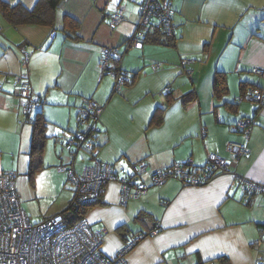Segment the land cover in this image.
I'll list each match as a JSON object with an SVG mask.
<instances>
[{"label": "crops", "instance_id": "0c3cea01", "mask_svg": "<svg viewBox=\"0 0 264 264\" xmlns=\"http://www.w3.org/2000/svg\"><path fill=\"white\" fill-rule=\"evenodd\" d=\"M4 1L31 8L37 0ZM142 1L59 0L53 26H12L0 14V107L17 121L22 106L14 85L17 75L43 100L40 109L47 121L61 126V138L64 131L81 130L76 106L82 98L102 107L94 135L96 152L69 148L63 138L51 142L59 164H72L77 173L95 157L110 163L118 178L141 163L139 177L149 182L158 168L183 161L203 165L208 152L224 156L233 163L229 172L205 184L184 185L169 178L125 204L119 181L112 180L102 192V202L85 218L93 229H108L101 245L107 255L127 242L121 226L128 228V240L159 228L127 252L129 264H218L219 258L229 264H259L256 247L262 246L258 242L264 193L246 197L237 177L264 185V103L236 100L253 86L264 93V74L251 71L264 70V0H171L174 37L154 31L141 47L129 48L121 66L135 78L114 91V78L100 73L101 48H120L130 37ZM118 6L124 8V18L111 27L109 17ZM65 15L79 22L75 38L62 29ZM21 48L28 53L26 68ZM183 58L190 62L182 65ZM217 71L225 78L226 89L220 94L213 91ZM189 91L195 97L184 102ZM249 117L254 123L248 135L234 130L239 119ZM231 141L243 143L247 153L231 155L225 149ZM43 160L51 164L45 149ZM0 171L11 169L0 163ZM142 211L149 212L148 217L137 220Z\"/></svg>", "mask_w": 264, "mask_h": 264}, {"label": "built area", "instance_id": "2783aa9c", "mask_svg": "<svg viewBox=\"0 0 264 264\" xmlns=\"http://www.w3.org/2000/svg\"><path fill=\"white\" fill-rule=\"evenodd\" d=\"M174 9L171 0H143L139 7L136 27L130 37L119 48L116 46H103L99 69L102 75L114 78V91L124 86L128 72L121 66L122 58L129 48H139L147 39V35L159 31L165 37H174L175 25L173 23ZM124 18V8L118 6L110 15L108 25L114 27ZM22 68H26L28 53L24 48ZM190 59L183 58L182 65ZM158 64L153 65L155 69ZM252 72L264 74L262 68L253 67ZM15 84L19 85L18 95L21 98L24 114H30L40 105L31 92L29 83L22 75L15 77ZM168 90V86L166 87ZM248 100L258 105L264 103V93L258 86L250 87L243 96L237 97V102ZM102 107L94 104L88 98H82L76 107L77 119L80 123H87L83 130L64 131L63 140L67 147L78 146L90 153L96 152L93 148L92 137L96 134V122ZM254 123L253 118H241L234 125V130L249 134ZM225 149L231 155L243 156L247 148L240 142H228ZM135 165L136 170L122 178H118L110 163L100 162L94 157L91 165L83 167L77 173L72 164L62 163L56 165V170L65 173L70 180L76 199L80 202H96L101 200L102 192L108 182L118 180L120 185V201L125 204L128 200L139 199L150 186H160L169 178H176L182 184L199 185L207 182L217 174L229 172L233 163L224 156L207 153L206 163L203 164L206 174L201 177L192 176V169L200 166L191 161L176 163L170 167L158 168L150 175V182L140 179L142 165ZM16 173L13 171H0V264H129L126 259L127 252L134 244L148 235L157 232L154 227L146 234L133 235L119 251L112 255L105 254L102 241L107 234L106 227L93 229L84 217L72 226H67L60 214L44 217L39 222H31L20 204L19 193L15 182ZM238 183L247 195L255 192L264 193V185L237 177ZM264 236V230L262 232ZM260 244V240L258 242Z\"/></svg>", "mask_w": 264, "mask_h": 264}, {"label": "rangeland", "instance_id": "374dc122", "mask_svg": "<svg viewBox=\"0 0 264 264\" xmlns=\"http://www.w3.org/2000/svg\"><path fill=\"white\" fill-rule=\"evenodd\" d=\"M34 113L35 110L33 109L29 116L33 117ZM80 125L81 130L87 127L86 122L80 123ZM61 129V126H57L56 123L47 121L46 134L48 137L45 150L48 154L50 153L51 164L48 165L43 160L45 167L35 173L33 182H31L25 174L27 169L30 125L25 121L22 106L17 121H14V118L8 110L0 107V163L3 169H11V171L16 173L15 182L19 193L20 204L31 222H39L44 217L64 210L68 206L73 194V186L70 180L68 181L66 179L65 173L63 174L56 170V165L60 163L58 159L59 155L56 152H51L50 148L53 140L57 138H59L58 140H62ZM64 145L63 148H65ZM82 153L83 151L81 150L78 159ZM139 166H141V163ZM263 248V246L256 247L259 255L261 254V258Z\"/></svg>", "mask_w": 264, "mask_h": 264}, {"label": "trees", "instance_id": "16d2710c", "mask_svg": "<svg viewBox=\"0 0 264 264\" xmlns=\"http://www.w3.org/2000/svg\"><path fill=\"white\" fill-rule=\"evenodd\" d=\"M58 5H59V0H37L31 8H27L21 3L10 4L4 0H0V14L12 26H16L20 24L52 25L53 26L54 25L53 14ZM65 22H66L65 26L62 27L63 31H65L67 35L73 38L77 37L78 34L76 32L77 31L76 29L79 26V22L69 15H65ZM68 28H70L69 30H71L72 28L71 30L72 33H70V31L67 30ZM155 32H159V31H155ZM128 76H129V79L127 78V81H125L124 85L130 84L131 82H133L135 78V75L130 74V72H128ZM14 83H15V80H14ZM14 85L17 87V89L19 88V85H16V84ZM225 89H226V86H225L224 73L221 71H217L214 77L213 91L214 93L220 94L224 92ZM194 97H195V94L192 91L191 92L189 91L188 93L184 95L183 101L187 102L193 99ZM37 99H38L39 104L41 105V103H43V100L40 97H37ZM168 102H169V98L166 99V104ZM40 105L36 109L33 117H30L29 114H25V121L28 122L30 125L29 149L27 151L28 161H27V169H26L25 174L28 176L31 182H33L35 173L39 171L41 168L45 167L43 165V155H44V149H45V142L48 137V135L46 134L47 120L45 119L43 112L40 109L41 107ZM158 111L159 110L157 109L156 112L158 113ZM154 119H156V116H154ZM159 120L160 119H157L156 122L158 123ZM94 139H95V136L92 137V143H93V148H96ZM201 174L202 175L206 174V170L204 169V166L202 165L195 166L192 169V176L201 177ZM205 183L206 182L202 184H205ZM255 194L256 192L252 195H247L244 193L246 197H251ZM101 202L102 201L100 199L97 200L96 202H80L76 199L74 189H73V194L69 200L68 206L57 214H60L62 216L67 226H72L73 224L78 222L80 219L84 218L87 212L89 211V209H91V207ZM148 215H149V212L142 211L138 213L136 219L142 220V218L148 217ZM154 227L157 229V231L159 230L157 226H154ZM127 229L128 228L126 226H121L119 228L120 233L122 235L121 237H123L125 241H128V238L125 235V233H128ZM259 229H260L259 231L260 232L259 233L260 234V244L259 245H262L264 247V236L262 234L264 230V226H261ZM261 261L262 263H259V264H264V248H263V256L261 258ZM199 264H205V263L199 262ZM218 264H229V263L227 262L225 258H219Z\"/></svg>", "mask_w": 264, "mask_h": 264}, {"label": "water", "instance_id": "95a60500", "mask_svg": "<svg viewBox=\"0 0 264 264\" xmlns=\"http://www.w3.org/2000/svg\"><path fill=\"white\" fill-rule=\"evenodd\" d=\"M35 111H36V109H35Z\"/></svg>", "mask_w": 264, "mask_h": 264}]
</instances>
